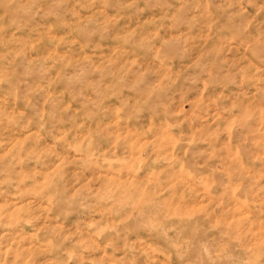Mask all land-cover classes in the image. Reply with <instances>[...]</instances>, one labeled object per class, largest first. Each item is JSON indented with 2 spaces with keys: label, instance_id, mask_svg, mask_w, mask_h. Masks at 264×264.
I'll list each match as a JSON object with an SVG mask.
<instances>
[{
  "label": "rangeland",
  "instance_id": "374dc122",
  "mask_svg": "<svg viewBox=\"0 0 264 264\" xmlns=\"http://www.w3.org/2000/svg\"><path fill=\"white\" fill-rule=\"evenodd\" d=\"M0 264H264V0H0Z\"/></svg>",
  "mask_w": 264,
  "mask_h": 264
}]
</instances>
